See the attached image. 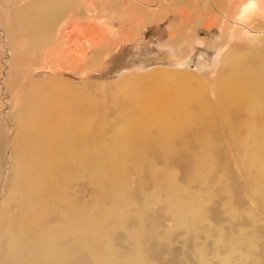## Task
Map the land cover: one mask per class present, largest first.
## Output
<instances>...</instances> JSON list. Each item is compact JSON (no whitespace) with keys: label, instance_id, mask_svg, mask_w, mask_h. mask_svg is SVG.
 <instances>
[{"label":"bare ground","instance_id":"1","mask_svg":"<svg viewBox=\"0 0 264 264\" xmlns=\"http://www.w3.org/2000/svg\"><path fill=\"white\" fill-rule=\"evenodd\" d=\"M123 2L125 5L122 11V20H129V22H132V19L135 20L134 18L143 19L142 21L153 18L151 16L160 11L162 13H158V17H154L153 20L157 21L162 14H166L168 5H172L174 8L178 6L177 12L184 18L192 14L193 16L204 14L206 21L208 20V27L215 24L219 28L218 39L213 40L210 44L220 55L222 49L229 46L228 43L231 39L241 42L247 40L264 43V0H202L205 10L201 13L195 12L194 0L191 2L190 0H123ZM92 5L93 0H30L23 9L14 10L16 13L9 16V35L11 31H14L12 26L17 27V30L27 28L32 41L37 35L42 37L39 38L41 42L43 37L46 39L48 35V42H50L51 36L60 35L65 40L64 44L66 46L69 44L71 50L61 55L62 51L55 49V46L50 51L53 55L66 61L72 57L75 60L76 58L78 60L87 58L86 48L101 46L106 40L100 24L88 20L81 21L83 14ZM14 11L12 10V12ZM48 42L46 41V44ZM254 43H250V45ZM35 45L37 44L33 46ZM103 46L101 55L106 56L110 48L107 43ZM221 60L219 74L216 73L217 78L211 83L216 98L214 102L204 98L205 85L199 79L200 77L197 79L194 76L197 83L193 84L190 82L193 78L192 75L186 72L176 73L155 69L147 74L124 78L118 85L120 87L118 91L127 100H124L126 101V110L120 115L117 137L110 136L112 137L111 142L108 140V144L104 145L97 142V132L94 131L98 130H94V124L92 125L90 122V118L95 116L90 117L85 114L86 117L83 118L77 112L79 116L74 117L71 115V108L68 109L71 105H66L67 109L59 105L57 95L59 92L67 90L66 83L62 82L54 86L58 93L50 90L44 95L46 97L43 96L44 93L40 94L45 99L43 104H41L42 102H39L40 104L33 102L36 105L31 106V104L28 108L27 102L24 105L21 101L26 106L27 112H24L25 109L19 105L24 112L23 115L18 110L16 113L13 110L14 113L11 115L15 124L14 130L9 129L8 131L6 126L1 125L4 126L2 128H5L8 134L4 132V135L7 136L5 135V140L3 139V143H0V264H76L72 258L83 249L94 254L92 256L93 264H119L120 260L116 258L119 255L113 253L116 250L113 251L111 246L108 247L110 241H106L108 248L105 252L108 254L96 253L93 247L94 242L101 238L99 235L103 236L101 235L103 233L99 234V230L102 232H104L103 229L112 230L111 220L116 217L119 211H115L116 208L113 205L118 206L119 204L116 205L117 203L112 202L115 209L108 203L109 207L106 206L107 209L104 208L103 211L98 208L92 211H86V209L81 211L79 200L70 199L66 195V190H63L65 189L62 186L64 184L60 183L62 179L60 175L70 166L84 171L90 184L97 187L98 190L105 192L109 189L112 196V198L109 196L110 201L114 197L118 198L114 200H120L119 198L129 192L126 191L127 181L124 184V178L121 177L124 164L127 162L131 164V162L143 159L146 153H144L145 149L147 150V147H151V145H159L164 152L172 153L175 136L182 137L198 125H204L205 128L202 132L194 138L199 147L195 167L199 169L200 174H203L210 167L212 159H214L213 156L215 157L213 135L205 132L206 129L213 127V122L211 124V121H206V118H209L210 114L214 115V111L216 113V110H219L225 119L230 106H237L244 110L246 115L244 124L249 126L246 127V139L253 140L250 147L253 155L260 153L262 150L260 142L264 141L262 131L264 129V45L260 49L254 50L252 55L249 54V51L230 49L223 54ZM11 87L8 90L14 93L15 91H12L14 87ZM76 104L78 103L76 102ZM114 132L116 133L115 129ZM235 133L239 135L237 132ZM238 137V140L233 139L234 143H241L242 137ZM9 138H11L12 144L8 143ZM241 159H248V157L241 154ZM133 166L136 165L133 164ZM162 172L167 174L165 171ZM257 173L261 174V170L258 169ZM172 174L174 175L171 173L170 177L173 176ZM162 175L161 177H163ZM170 177L167 178L168 181L173 180ZM160 187L161 185H159V190H163ZM157 188L158 186L153 190L155 191ZM154 191H150V193ZM155 194L150 195L154 196ZM100 195L97 196L102 199L101 196L104 197V193ZM168 197L172 206L173 204L175 206L173 209L181 218L193 217L199 212L200 203H196L193 199L179 197L174 199L171 192H168ZM124 204L127 206L126 203ZM128 204L130 206L131 202L128 201ZM59 206L60 209L57 208ZM120 206L117 208L119 209ZM125 206H122L125 210L121 208L124 211L129 207ZM261 207L264 214V203L261 204ZM53 208L58 209V218H56L57 221H53L56 223L51 224L50 212L52 210V215L57 212L53 213ZM123 210L118 212L120 216L117 215L116 220L122 219L124 216L127 218V211ZM127 210L129 211V208ZM122 211L126 213H123V216L121 215ZM106 220L108 223L111 221L109 224L112 227H107L109 224L105 222ZM118 221L124 222L123 219ZM100 227L103 229H99ZM96 232L98 234H95ZM111 232L106 234L111 235ZM256 234H259V237L264 235V228L255 225L248 232H239L232 236L234 241L229 243L230 248L240 254V260L249 261L251 264H260L256 257L255 259L254 256L252 257L253 251L251 250ZM109 248L112 252H109ZM72 252L76 253L72 255ZM140 256L136 254L131 259L127 258L128 256H126L127 260L125 257V259H121L128 261L129 264H141L143 261ZM220 261L222 264H231L232 259L231 256H223ZM199 264H210V262L205 257H199Z\"/></svg>","mask_w":264,"mask_h":264},{"label":"rangeland","instance_id":"2","mask_svg":"<svg viewBox=\"0 0 264 264\" xmlns=\"http://www.w3.org/2000/svg\"><path fill=\"white\" fill-rule=\"evenodd\" d=\"M29 2L30 0H0V98L3 99H0V143H3L2 140L8 134L2 127L6 126L8 131L9 129L14 130L15 124L12 116L14 112L18 110L22 115L27 112L24 106L26 102L28 108L31 104L34 106L33 102L45 103L43 98L46 96L44 95L50 90L58 93L54 86L64 82L68 87L66 91L62 89L63 92L57 95L60 103L58 104L65 109L71 105L68 109L71 108V112L74 113L71 115L74 117L78 115L77 112L83 118L88 115L95 116L94 119L90 118V122L94 124V130H98L94 131L98 136L95 133L98 138L96 140L102 145L108 144L112 139L110 136L117 137L120 115L126 110L127 100L118 91L120 88L118 85L124 78L147 74L155 69L176 73L186 72L193 78L194 76L197 79L200 77L199 79L205 85L204 98L214 102L216 98L211 83L216 80V73L219 74L223 54L231 49L249 51L252 55L254 50L264 45L261 41L254 43L231 39L229 46L222 49L220 55L210 44L218 39L219 28L215 24L208 27V20L206 21L204 14H201L202 16L192 14L184 18L177 12L178 6L174 8L168 5L166 14H162L159 20H155L156 22L153 20L162 13L160 11L156 12L157 14L154 13L151 16L153 18H149L150 20L142 21L143 19L134 18L135 20L132 19V22H129V20H122L125 5L123 0H93V5L80 20L100 24L103 35L106 37L105 43L101 46L96 45L95 49L86 48L87 58H79L80 60L76 58L75 60L72 57L66 61L50 52L55 46V49L62 51L61 55L71 50L69 44L68 47L64 44L65 40L60 35L51 36L50 42H48L49 35L46 36L47 40L43 37L45 43L43 39L41 42L42 37L37 35L32 41L27 28L17 30L15 26H12L14 31H11L9 35V16L23 9ZM194 2L196 13L205 10L202 0H194ZM12 10L15 11L12 12ZM5 26L7 28H4ZM106 43L110 49L108 54L103 56L101 50ZM250 43L254 44L250 45ZM192 79L190 82L194 84L197 79L196 81L195 78ZM10 83L16 89L21 88L16 90L9 86ZM9 87L15 92L8 90ZM18 105L25 109L24 112ZM243 111L237 106H230L225 119L219 110L206 118V121H211V124L213 122V127L206 129L205 132L213 135L215 157L213 156L210 167L203 174H200L199 169L195 167L199 147L194 138L202 132L204 125H198L182 137L175 136L172 153L164 152L159 145H151L147 147V150L145 149L143 159L138 161L140 163L131 162L129 164L127 162L124 164L121 177L124 178V184L127 183L126 191L130 193L126 192L128 195L125 194L124 197L119 198L123 200H121L123 203L120 200H114L117 197L110 201L112 196L109 189L106 188L105 192L98 190L90 184L84 171L73 166L68 167L60 175L62 177L60 183L64 184L62 186L65 189L60 187L66 190V195L70 199L79 200L81 211L85 209L92 211L97 208L103 211L104 208L107 209L106 206L109 207V204L112 206L113 201L117 203L116 205L119 204L118 206L122 204L119 209L118 206L113 205L116 208L115 211H121L125 210L122 207L125 206L124 203L129 206L128 201L131 202L129 207L125 206L129 208V211L126 209L127 214L124 210L121 212L122 216L123 213L127 215V218L124 216L126 220L121 216L124 222L118 221L119 219L122 221L121 218L115 219L120 216L118 211L116 217L110 219L113 227L110 226L111 221L110 224L107 220L105 221L109 224L107 227H112V230L107 231L105 226L107 223H104L107 230L103 227L99 228H102L104 232L98 231L99 234L103 233L101 234L103 236L99 235L102 239L98 237L99 241L94 242L95 252L108 254L105 250L111 246L110 248L117 252L113 253L119 255V257L116 256L117 260H120L119 264L121 262L127 264L128 261H124L126 256L131 259L136 254L141 255L143 261L141 264H199V257L207 258L210 264H222L220 258L223 256H231V264H251L249 261L240 260V254L234 252L229 244L234 241L232 236L239 232H248L255 225L264 228V214L261 207L264 203V141L260 142L261 152L254 156L250 149L253 140L246 139V127L249 126L244 124L246 115ZM73 116L71 117L74 118ZM262 131L264 136V129ZM4 132H7L6 136ZM238 136L242 137L241 143H234L233 139L238 140ZM10 139L8 143L12 144ZM104 139L106 140L103 141ZM241 154H245L248 159H241ZM133 164L136 166L134 167ZM258 169L261 170V174L257 173ZM162 171L167 174L170 171L174 175L170 177L169 172L166 176ZM168 177L173 180L168 181ZM155 185L158 186L156 192L153 190L156 188ZM159 185L163 190H159ZM150 191L154 192L150 193ZM168 192H171L174 199L189 198L195 200L196 203L199 202V212L193 217H179L173 209L174 204L172 206L168 200ZM103 193L104 197L106 195L105 200L101 196ZM153 193L156 194L150 195ZM99 194L102 199L97 196ZM104 203L106 205H103ZM57 208L60 209V206ZM57 210L55 208L53 213ZM51 212V224H53L56 223L53 221H57L58 211L53 215ZM101 225L103 226V222ZM106 231H112L111 235L106 234ZM258 235L254 236V244L251 247L252 257L254 256V259L256 257L260 264H264V235L260 237ZM106 241H110L108 247ZM110 248L108 250L112 252ZM73 253L76 252H72V255ZM93 255L83 249L72 260L76 264H93Z\"/></svg>","mask_w":264,"mask_h":264}]
</instances>
